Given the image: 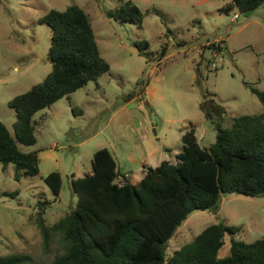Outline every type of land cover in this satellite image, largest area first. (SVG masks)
<instances>
[{
	"label": "rangeland",
	"instance_id": "obj_1",
	"mask_svg": "<svg viewBox=\"0 0 264 264\" xmlns=\"http://www.w3.org/2000/svg\"><path fill=\"white\" fill-rule=\"evenodd\" d=\"M125 1L0 0V121L13 137L16 114L8 101L51 71V29L39 22L50 9L83 8L109 64L96 80L34 115L36 143L17 145L23 152L37 151L38 175L16 180L14 165L0 164V255L26 253L49 262L63 253L61 235L45 242L34 223L38 202H51L44 210L48 224L75 208L71 174L90 171L97 149L114 153L121 171L124 166L135 171L144 150L152 152L151 165L175 163L181 135L190 126L201 147L215 141L214 123L205 118L201 102L220 106L222 127H230L234 117L264 110L251 90L264 91V4L242 13L221 11L229 0H131L142 13L138 26L119 16ZM215 39L222 41L221 51L211 47ZM51 171L62 178L57 200L42 180ZM14 191L13 197L4 194ZM220 220L239 228L236 239L264 238V197L228 194L217 212L192 211L168 239L166 255ZM229 249L227 234L218 256Z\"/></svg>",
	"mask_w": 264,
	"mask_h": 264
},
{
	"label": "trees",
	"instance_id": "obj_2",
	"mask_svg": "<svg viewBox=\"0 0 264 264\" xmlns=\"http://www.w3.org/2000/svg\"><path fill=\"white\" fill-rule=\"evenodd\" d=\"M262 4L264 0H229L221 11L249 13ZM106 14L114 16L111 11ZM119 16L138 26L142 23V13L131 0L121 5ZM39 22L51 29V71L8 101L16 114L14 137L0 121V164H13L16 180L39 174L37 151L23 152L17 145L36 143V112L109 70L83 8L71 4L63 10L50 9ZM212 43L213 49H223L222 41ZM251 90L264 107V91ZM212 103L201 102L200 109L214 123L215 141L201 147L195 127L190 126L181 135L182 151L175 155L176 162L164 160L155 167L147 166L136 184H119L112 153L106 147L97 149L92 171L71 175L75 208L48 224L44 210L51 202H38L34 223L45 242L54 233L61 235L63 253L49 262L11 253L0 255V264H264V238L252 242L236 239L239 228L224 220L207 225L190 242L166 255L168 239L192 211L217 212L223 195L228 194L264 197V110L234 117L230 127H222L221 108ZM42 180L57 200L61 174L51 171ZM4 194L13 197L17 191ZM227 234L229 253L219 257Z\"/></svg>",
	"mask_w": 264,
	"mask_h": 264
},
{
	"label": "crops",
	"instance_id": "obj_3",
	"mask_svg": "<svg viewBox=\"0 0 264 264\" xmlns=\"http://www.w3.org/2000/svg\"><path fill=\"white\" fill-rule=\"evenodd\" d=\"M234 15H236V18H234ZM233 16H232V20L233 21H237L238 20V18H239V16L235 13ZM215 41H219V39H215ZM164 148H167V147H164ZM110 151V150H109ZM111 152V151H110ZM112 153V152H111ZM151 153L152 152H147V151H145L144 150V154H142V159L138 162V165H137V167L135 168V171H133L132 169H131V167H127V166H124L125 168L123 169V171H121V169H122V167L120 166V163H119V161H117V158L115 157V155H114V153H112V155H113V157L115 158V160H116V165H117V170H118V172H119V177L120 178H123L122 177V175L124 174V176L125 177H127V178H125V180H124V182H131V183H133V184H136V183H138L139 181H140V179L143 177V175L145 174V171H146V167L147 166H152V167H155L157 164H153V165H151V164H149L147 161H148V158H149V156L151 155ZM128 158H129V160L130 161H134V162H136V160L132 157V155H131V153H129V155H128ZM91 161H92V159H91ZM153 161H155V160H153ZM162 162V161H161ZM160 162V163H161ZM159 163V164H160ZM172 163H174V162H172ZM126 163H124V165H125ZM158 164V165H159ZM125 170V171H124ZM92 171V166H91V170L90 171H83L84 173H83V175L84 174H86V173H90ZM72 175V174H71ZM82 175V176H83ZM73 176L74 177H78V176H76L75 174H73Z\"/></svg>",
	"mask_w": 264,
	"mask_h": 264
},
{
	"label": "built area",
	"instance_id": "obj_4",
	"mask_svg": "<svg viewBox=\"0 0 264 264\" xmlns=\"http://www.w3.org/2000/svg\"><path fill=\"white\" fill-rule=\"evenodd\" d=\"M234 18H236V15H234ZM213 56L215 57L216 54H214ZM213 65H214V63H213ZM118 180H119V181H118L119 184H123V183H124V180H125V177H124V178H119Z\"/></svg>",
	"mask_w": 264,
	"mask_h": 264
},
{
	"label": "water",
	"instance_id": "obj_5",
	"mask_svg": "<svg viewBox=\"0 0 264 264\" xmlns=\"http://www.w3.org/2000/svg\"><path fill=\"white\" fill-rule=\"evenodd\" d=\"M175 232V231H174Z\"/></svg>",
	"mask_w": 264,
	"mask_h": 264
}]
</instances>
